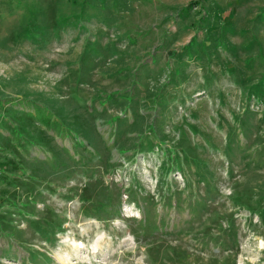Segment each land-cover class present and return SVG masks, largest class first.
Here are the masks:
<instances>
[{
  "label": "rangeland",
  "instance_id": "374dc122",
  "mask_svg": "<svg viewBox=\"0 0 264 264\" xmlns=\"http://www.w3.org/2000/svg\"><path fill=\"white\" fill-rule=\"evenodd\" d=\"M0 264H264V0H0Z\"/></svg>",
  "mask_w": 264,
  "mask_h": 264
},
{
  "label": "trees",
  "instance_id": "16d2710c",
  "mask_svg": "<svg viewBox=\"0 0 264 264\" xmlns=\"http://www.w3.org/2000/svg\"><path fill=\"white\" fill-rule=\"evenodd\" d=\"M34 115L38 118V115H41V114H45L46 113L44 112V109H37V108H34Z\"/></svg>",
  "mask_w": 264,
  "mask_h": 264
}]
</instances>
